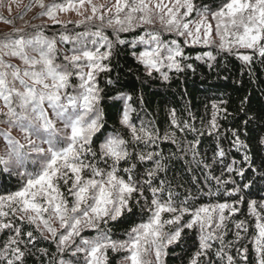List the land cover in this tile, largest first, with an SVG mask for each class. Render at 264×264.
Here are the masks:
<instances>
[{"label":"snow or ice","instance_id":"1","mask_svg":"<svg viewBox=\"0 0 264 264\" xmlns=\"http://www.w3.org/2000/svg\"><path fill=\"white\" fill-rule=\"evenodd\" d=\"M2 4L3 0H0ZM85 5L90 6L91 14H86ZM32 6H38V15L60 25L63 31L49 37L37 25L26 22L24 27H16L14 19L0 16L5 24L12 25L10 32L0 33V125H4L0 128V140L5 146L4 154L0 155V166L5 172L15 171L26 181L18 190L0 195V232L9 230L12 233L0 247V264H24L26 253L30 251L28 246L35 247L39 240H50L61 256L66 252L72 257L82 254L84 264H109V250L125 252L123 259L128 264H152L145 258L152 253L156 264H164L168 247L181 244L184 230L194 228L198 229V248L189 258V264H200L201 257H207L212 249L214 240L221 243L215 255L221 260L226 257L227 264H234L233 256L224 250L223 233L219 230L227 219L225 211L229 215L235 214L239 210L235 205L243 203V197L233 203L203 205L195 209L190 208L186 200L176 204L170 189L163 198L165 182L152 185V178L163 170L160 159H156L161 155L159 152L141 151L135 155L140 162L155 163V168L146 171L144 181L134 179L135 164L123 168L126 178L121 176V161L127 163L133 157L130 144L156 145L161 137L155 128L143 123L137 127L132 122L135 111L130 104L132 97L120 94L117 97L123 101L120 123L129 129L131 140L118 134L111 135L100 144L99 153L93 151L92 138L103 127V113L98 107L102 90L96 78L99 73L110 71L104 62L113 55L114 45L129 43L133 48L137 44L149 45L138 54L133 52L149 76L155 71L167 81L169 74L162 69L179 73L185 67L191 68V64L182 63L188 57L177 39L164 41L155 31H146L131 42L119 35L141 25H152L156 19L165 31L184 37L185 45H210L215 35L219 39V49L229 53L236 49L234 54L243 63L251 64L255 56L264 62V0H222L221 6L210 13L207 6L197 10L194 0H115L114 3L109 0L108 4L100 6L93 0H50L49 3L32 0L25 11ZM69 12H75L83 19H60L61 13ZM194 12L198 19L189 18ZM22 17L23 13L19 18ZM94 20L100 23L95 24ZM70 23L77 27L83 25L85 30L69 34ZM105 27L112 28L114 41L105 35ZM58 42L73 45L71 55L63 57L64 64L56 63ZM239 49L249 50L251 54L239 52ZM14 58L24 67L12 63ZM205 58L216 59L210 51L196 56L197 60ZM73 75L80 83L77 90L68 92ZM223 103L226 102L212 104L209 135L218 130L219 113H227V109L221 107ZM257 118L264 120V111L259 117L249 119ZM170 119L171 125L180 132L197 131L194 125L178 119L175 109L170 111ZM14 131L20 136L13 135ZM231 131L232 143L237 150L246 149L247 145L239 139L237 132ZM163 139L176 143L175 133H165ZM261 143H264V137ZM198 144V139L190 143L193 159L198 155L195 150ZM225 155L217 145L215 156L222 160ZM243 159L249 170L256 173L251 157L245 154ZM100 162L104 163V168L99 166ZM238 163L234 160L226 170L243 178L245 169L235 167ZM86 172L90 175H85ZM259 175L264 178V171ZM212 178L218 185L235 184V181ZM60 181L67 186V195L61 191ZM143 184L151 193L150 201L145 197ZM252 186L253 180H249L242 187L249 189ZM239 192L241 187L237 186L225 194L232 196ZM134 204L141 212L146 209L149 215L128 230L126 240H115L109 234L110 230L100 227L101 223L116 221L125 213L133 214ZM248 209L255 217L257 230L252 240L256 264H264V200L259 204L250 200ZM165 213L171 216L165 219ZM185 215L191 218L181 223ZM16 221L26 223L31 230L24 231ZM235 227L246 231L243 221L236 222ZM85 228L95 229L96 236L83 237ZM38 251L47 254V249ZM239 251L241 258L247 261V248ZM58 264L75 262L60 259Z\"/></svg>","mask_w":264,"mask_h":264},{"label":"trees","instance_id":"2","mask_svg":"<svg viewBox=\"0 0 264 264\" xmlns=\"http://www.w3.org/2000/svg\"><path fill=\"white\" fill-rule=\"evenodd\" d=\"M6 1L3 0V4ZM49 2L50 0L46 1V3ZM30 3L32 0H26L20 6L19 11L15 8H11L9 13L0 11V16L14 19L16 27H24L27 22L39 26L40 30L49 37L58 36V33L63 29L60 25L51 24L45 21V17L39 16V7H36L37 10L33 13L32 9H29L30 7L25 11ZM221 3L222 0H194L197 10H202L204 6H207L209 13L218 9ZM21 13H23V17L19 18ZM189 18L198 19L196 12ZM208 19L211 21L210 14ZM93 23L99 24L100 22L94 20ZM212 23L215 22L212 21ZM11 30L12 25L5 24L3 20H0V33ZM84 30L85 26L83 25L77 27L74 24H68L69 34L74 35L75 32ZM146 31L159 32L164 41L177 39L185 56L188 57L182 63L184 65L191 64L192 67H185L184 71L179 73L166 68L162 69L169 74V80L165 81L160 73L155 71L149 76L143 64L138 62L136 56L133 55V52L138 54L140 51L146 50L149 45L137 44L135 48L130 43L114 45L113 55L109 61L104 62L109 65L110 71L101 72L96 78L98 87L102 90L98 107L103 113V127L93 136L91 147L93 151L99 153L100 144L111 135L118 134L131 140L129 129L120 123L123 101L117 99L120 94L130 95L132 97L130 104L135 109L132 113V122L137 127L143 123L146 127L155 128L161 139L157 141L156 145L130 144L129 151L133 153V157L127 163L121 161L119 174L126 178L122 169L135 164L134 179L138 182L144 181L147 179L146 171L155 168V163L154 161L140 162L135 158V155L141 151L159 152L161 155L156 159H160L163 170L157 172L156 176L152 178V185L159 186L161 181L165 182L166 191L162 194L163 198H166L167 190L170 189L176 204L186 200L187 205L195 209L203 205L233 203L242 196L244 202L235 205L239 209L235 214L229 215L228 211H225L227 219L219 231L223 233L224 250L233 256L234 264H256L252 240L257 230L255 217L249 214L248 202L255 200L259 204L264 200V178L259 175L260 171H264V167H262L264 165V143H261V138L264 137V120L249 118L259 117V114L264 111V62L255 56L251 64L243 63L234 54L236 49L233 50V53L220 50L218 38L213 39V43L210 45H185L184 37H178L175 33L165 31L158 19L152 25H141L134 31L122 32L119 35L122 39L131 42L138 39L140 35H144ZM104 32L109 39L115 40L112 28L105 27ZM72 47L71 43L58 42L56 63H66L63 57L71 55ZM89 47L92 46L89 45ZM209 51L216 57L214 61H209L207 58L196 59V56ZM238 51L251 54L249 50L245 49ZM11 62L21 68L24 67L18 59L14 58ZM79 83V79L73 75L70 78L67 91L74 92L78 89ZM222 101L226 102L221 104V107L226 108L227 113H219L218 130L209 135L208 125L212 117V104L214 102L220 104ZM172 109H175L178 119L194 125L197 131L180 132L175 129L171 125L170 119ZM246 120L247 124H245ZM58 126L62 127V125ZM3 127L4 125H0V128ZM231 130L237 132L239 139L247 145L246 149L240 148L238 151L237 147L233 145L234 137ZM165 133H175L176 143H173L171 139H163ZM13 135L19 137L20 133L14 131ZM197 139L199 144L195 150L198 155L193 159L190 143ZM217 145L225 151L226 155L222 160L215 156ZM4 152V142L0 140V155ZM245 154L251 157L253 167L257 170L256 173L249 170L248 164L244 162ZM88 159H92L90 155ZM234 160L239 162L235 167L245 169L243 178L235 172L230 173L226 170V166ZM109 163L111 162L109 161ZM205 164L209 167L206 168ZM99 166L105 167L103 162H100ZM29 170H32L31 165H29ZM85 175H90V173L86 172ZM212 177H219L221 181H235V184L229 182L218 185ZM249 180H253V186L244 189L243 184L248 183ZM25 182V179L17 175L15 171L5 172L0 166V195L18 190ZM59 186L61 191L67 195V186L62 181ZM237 186L241 187V192L232 196L225 194L227 190ZM143 187L145 197L150 201L151 193L148 191V186L143 184ZM143 204L144 200L141 199V205ZM133 207V214L125 213L116 221L109 220L107 224L101 223L100 227L110 230L109 234L113 239L126 240L128 230L146 220L149 215L146 209L141 212L139 206L134 204ZM170 216L169 213L163 214L165 219ZM190 218L189 215H185L181 223ZM239 221L244 222L246 231L238 230L235 227L236 222ZM16 223L21 224L19 221ZM55 226L58 228V225ZM21 227L24 231L31 230V226L26 223L21 224ZM238 231L239 237L237 236ZM96 234V230L91 228H85L82 231V236L85 238H93ZM10 235L12 233L9 230L0 232V247H3ZM34 235L38 234L34 232ZM220 247L219 240L212 241V249L208 252L207 257H201L200 264H227L226 257L221 260L215 255L216 249ZM28 248L30 251L26 253L24 264H58L60 259H71L75 264H84L82 254L72 257L69 252H66L61 256L57 253L56 245L50 240H39L35 247L29 245ZM197 248L198 229H185L182 233V243L168 247V254L163 258L164 264H189V258ZM244 248H247V261L241 258L239 251ZM38 249H47V254H42ZM107 255L109 264H128L123 259L126 255L125 252L113 253L109 250ZM145 258L152 264H156L154 253Z\"/></svg>","mask_w":264,"mask_h":264},{"label":"rangeland","instance_id":"3","mask_svg":"<svg viewBox=\"0 0 264 264\" xmlns=\"http://www.w3.org/2000/svg\"><path fill=\"white\" fill-rule=\"evenodd\" d=\"M25 1L26 0H7L6 3L0 5V11H3L5 13L6 12L9 13V7L15 8L17 11H19L20 6L23 5L25 3ZM46 1L47 0H45V2ZM114 2H115V0H111V3H114ZM93 3L96 4L97 6H100V5L108 4L109 0H93ZM36 7H38V6H32L29 9H32V13H33V12H35V10H37ZM85 9H87L86 14H91L90 6L85 5ZM44 19H45V21L48 22L47 17H45ZM60 19H62L64 21H69V20H80V19H83V17L78 16L75 12H69V13H61ZM49 22H51V21H49ZM216 38H218V37H215V35H213V39H216ZM197 45H203V44H197Z\"/></svg>","mask_w":264,"mask_h":264}]
</instances>
